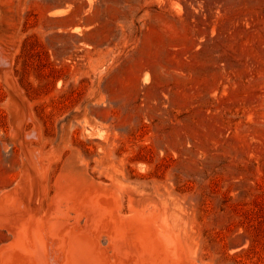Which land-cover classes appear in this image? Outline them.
<instances>
[{
    "label": "rangeland",
    "instance_id": "rangeland-1",
    "mask_svg": "<svg viewBox=\"0 0 264 264\" xmlns=\"http://www.w3.org/2000/svg\"><path fill=\"white\" fill-rule=\"evenodd\" d=\"M0 62L2 214L33 264L73 220L43 248L31 213L91 186L123 214L166 217L188 264H264V0H0ZM4 68L28 97L24 136L55 148L37 152L44 191L16 144Z\"/></svg>",
    "mask_w": 264,
    "mask_h": 264
},
{
    "label": "bare ground",
    "instance_id": "bare-ground-1",
    "mask_svg": "<svg viewBox=\"0 0 264 264\" xmlns=\"http://www.w3.org/2000/svg\"><path fill=\"white\" fill-rule=\"evenodd\" d=\"M9 198L8 192H3L0 197V226H8L9 218L6 220L2 212ZM121 207L117 193L103 188L91 186L85 191H71V195H57L55 206L45 216H33L34 222L39 221V227L35 225L31 232L44 248L45 244L42 243L45 237L56 236L62 227L73 220L68 228V242H53L45 252L52 257L50 264H56V260L59 263L64 258L68 264H172V260L178 264H188L186 249L181 244L179 234L171 230L166 217L156 219L155 210L123 214ZM140 233H143V239ZM147 234L161 239L149 238ZM20 245L14 247L15 257L19 261L17 264H26L27 256L34 261L36 253L30 251L24 254Z\"/></svg>",
    "mask_w": 264,
    "mask_h": 264
},
{
    "label": "water",
    "instance_id": "water-1",
    "mask_svg": "<svg viewBox=\"0 0 264 264\" xmlns=\"http://www.w3.org/2000/svg\"><path fill=\"white\" fill-rule=\"evenodd\" d=\"M2 81L5 85V87L17 99V102H18V106H17L18 113H17V116H15V118L13 120V125H12V126H14L13 134H14V136H16V144L21 149V153H22L23 159L25 161L26 168L29 172L28 177L31 178L33 176L36 180V184L40 187V190L44 191V172L42 170V165H40V162H39L37 154H36L37 152H39V150H38L37 146L31 145L29 138H26L24 136L25 126H26V124L28 122V118L30 116V109L28 106V97L24 93V91L22 90L20 83L18 82V80L14 76V73L11 72L10 70H6L5 68L2 69ZM45 151L46 152L44 155L39 152L40 153L39 157L41 159H43L45 157L52 158L54 156V153H55V148H50V149H47ZM23 178H24V180H27V174L24 173ZM19 180H18V183L21 185ZM95 183L97 185L105 184V183H100L97 181H95ZM16 184H17V182H16ZM16 184H14L11 187L13 190L12 191L13 192L12 193L13 198L15 196V190L18 187V185H16ZM34 199L36 200V196ZM157 213L158 212H156V214H155L156 216L158 215ZM30 220H32V222H34L32 213L28 218V221L26 223V227L30 224ZM169 225L171 226L170 223H169ZM171 227H173V226H171ZM3 228H5L6 231H10L12 238L10 240L7 239V240L0 243V264H17L16 260L18 257L16 258L15 254H14L15 253L14 245H16L18 243V230L15 233L14 230L11 231L5 226ZM175 231H176V229H175ZM144 235H145V233H144ZM147 236L149 238H153L152 235H150V234H147ZM140 237L143 239V233H140ZM158 237L159 236H155L153 239H156V240L159 239L160 240L161 238H158ZM162 247L164 248L163 244H162ZM148 248H149V246H148ZM160 248H161V246H160ZM40 254L42 255V258H44L41 250H40ZM24 256L26 257L27 255H24ZM26 259H27V261H25L26 264H33L32 257L27 256ZM41 262H42V264H50L49 262H47L45 260L43 261V259ZM171 263L172 264H178L174 260H172ZM195 263L200 264L195 259H194L193 263L191 262L190 264H195Z\"/></svg>",
    "mask_w": 264,
    "mask_h": 264
}]
</instances>
